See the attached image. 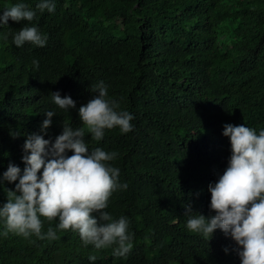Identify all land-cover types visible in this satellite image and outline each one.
I'll return each mask as SVG.
<instances>
[{"label":"trees","instance_id":"obj_1","mask_svg":"<svg viewBox=\"0 0 264 264\" xmlns=\"http://www.w3.org/2000/svg\"><path fill=\"white\" fill-rule=\"evenodd\" d=\"M17 2L35 8L38 0H0V11ZM55 3L54 12L37 10L32 22L0 26L2 35L36 24L48 36L45 47L0 39V181L9 163L23 170L27 136L42 134L45 112L54 109L45 139L54 140L67 122L85 129L90 149L119 153L112 163L128 187L113 194L106 211L129 219L133 249L116 257L111 247L85 246L71 229H57L56 239L9 232L0 235V264H93V254L94 264H241L230 236L219 229L208 238L190 232L185 213L191 205L214 215L208 185L231 155L224 124L264 129V0ZM100 81L134 114L135 127L127 134L106 130L97 142L78 109ZM57 91L77 108L55 105ZM16 183H0V205ZM42 219L44 232L58 224Z\"/></svg>","mask_w":264,"mask_h":264},{"label":"clouds","instance_id":"obj_2","mask_svg":"<svg viewBox=\"0 0 264 264\" xmlns=\"http://www.w3.org/2000/svg\"><path fill=\"white\" fill-rule=\"evenodd\" d=\"M55 9V0H38L35 8L17 2L0 11V26L8 25L9 20L32 22L37 10L52 13ZM9 37L17 47L26 42L37 47L48 43L47 34L36 24L0 35L5 42ZM33 63L39 66L38 60ZM94 91L97 94L78 109L92 138L102 141L106 130L114 128L122 134L132 132L134 114L121 109L119 102L109 96L108 85L100 81ZM51 99L65 112L77 108L71 96L62 97L59 91L51 93ZM45 114L42 134L28 135L23 145V170L9 163L3 173V181L18 183L15 190H8L6 203L0 205V224L4 226L0 235L11 232L26 239H56L57 229H71L80 234L85 246L92 245L96 250L111 247L114 256L127 257L135 236L129 230L130 221L106 211L113 194L128 187L120 182V169L112 163L119 153L102 147L90 149L85 129L67 122L54 140L45 139L57 112L53 109ZM11 134L14 138L20 135ZM223 135L229 138L231 155L223 174L208 185L209 208L214 215L206 217L186 205V227L203 238L212 237L219 229L236 242L241 264H264V129L257 132L246 124L225 123ZM42 218L50 222L58 219L56 228L44 232ZM88 259L94 264L97 256L89 255Z\"/></svg>","mask_w":264,"mask_h":264}]
</instances>
